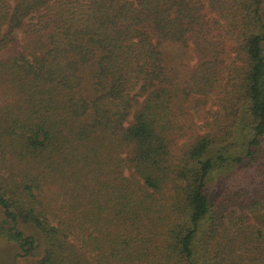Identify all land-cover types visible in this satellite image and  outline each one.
Returning a JSON list of instances; mask_svg holds the SVG:
<instances>
[{"label": "trees", "instance_id": "16d2710c", "mask_svg": "<svg viewBox=\"0 0 264 264\" xmlns=\"http://www.w3.org/2000/svg\"><path fill=\"white\" fill-rule=\"evenodd\" d=\"M0 214L34 264H264V0H0Z\"/></svg>", "mask_w": 264, "mask_h": 264}, {"label": "rangeland", "instance_id": "374dc122", "mask_svg": "<svg viewBox=\"0 0 264 264\" xmlns=\"http://www.w3.org/2000/svg\"><path fill=\"white\" fill-rule=\"evenodd\" d=\"M15 36L20 39L22 32L17 31ZM9 226L10 224L4 221L0 214V227L7 228ZM20 255L21 252L17 243L8 241L0 235V264H34L37 259L36 253L25 257Z\"/></svg>", "mask_w": 264, "mask_h": 264}]
</instances>
